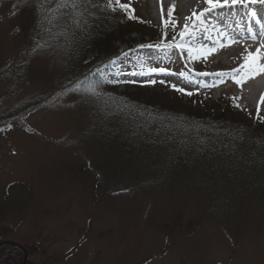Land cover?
Here are the masks:
<instances>
[{
  "label": "rangeland",
  "instance_id": "1",
  "mask_svg": "<svg viewBox=\"0 0 264 264\" xmlns=\"http://www.w3.org/2000/svg\"><path fill=\"white\" fill-rule=\"evenodd\" d=\"M55 1L0 0V264H264V88L99 67L166 43L184 0H99L111 30Z\"/></svg>",
  "mask_w": 264,
  "mask_h": 264
},
{
  "label": "bare ground",
  "instance_id": "2",
  "mask_svg": "<svg viewBox=\"0 0 264 264\" xmlns=\"http://www.w3.org/2000/svg\"><path fill=\"white\" fill-rule=\"evenodd\" d=\"M262 2H264V0H184L181 5L185 6L184 8H186L187 14L190 15L189 17H192L190 19V22L194 21L197 18H200L201 24L194 29L193 34L190 35L185 40V43L180 45L179 48L180 54L185 56L187 59H189L188 57H192V56L194 57L210 56L211 54L217 52L219 46L223 48L222 52L229 54L233 58L234 57L236 58L240 53H243L245 51L246 47L253 46L252 43H254L253 42L254 38L246 35L247 33L252 32L255 29H261L260 30L261 32L264 31L263 28H260V24L264 23V15L259 13L257 15V13H254V15H252L254 16V18L252 17L247 18V16L243 15L242 12L239 11V9L240 7L243 6L247 8L249 5L262 4ZM190 4L192 7L188 8V5ZM155 11H157V9H155ZM194 12H196L197 14H195ZM155 16L158 17L159 15L155 13ZM208 16L211 17L213 16L212 19L214 21L213 20L212 21L214 23H212L211 21L206 22ZM219 19L224 21V24L222 26H221V22L218 21ZM156 20L159 19L157 18ZM185 28H186L185 24H182L180 26L181 31H184ZM206 34L207 36H205ZM217 35H221V36H217ZM216 36H217L216 40L212 39ZM255 36H257V33ZM258 37L255 39L256 42H259L261 40ZM139 51L142 52L143 49H140ZM139 51L137 50L136 52ZM125 56L128 55L127 54L120 55V57L118 58L122 59ZM223 58H225V56H223ZM258 65H259V60L255 61V63L252 64L251 68H249L248 70L242 71L240 75H238L235 79L236 82L246 83L247 85L251 86V90H252L251 98L254 95L253 93H256L257 95V93H259L260 90L264 88V80L262 79L253 80L252 76L250 80V72L252 74H254L255 72L257 73L260 72V68ZM178 70L181 71V69ZM262 70L264 71V63L262 66ZM223 75L224 74L220 76ZM219 77L218 78H216V76L209 77V79L211 80L208 81V83H211L212 85L219 84V82L223 79ZM182 78L183 76L177 77V79H182ZM137 79H141V78H137ZM200 80L201 78L192 77L191 83L193 85L208 84V83H199ZM256 102L260 103L261 100ZM262 104L264 108V101Z\"/></svg>",
  "mask_w": 264,
  "mask_h": 264
},
{
  "label": "trees",
  "instance_id": "3",
  "mask_svg": "<svg viewBox=\"0 0 264 264\" xmlns=\"http://www.w3.org/2000/svg\"><path fill=\"white\" fill-rule=\"evenodd\" d=\"M72 1H74L73 2V7L71 8V9H69V6H68V8L65 10L66 12H69V11H73L74 12V14H75V11L77 10V9H79V10H81L82 9V7L81 6H83V8H84V10L86 11V14H88L91 18H89V17H86L85 18V20H83V21H80L79 20V22L80 23H82V22H85V23H87V22H89V23H87V24H90V22H96L97 24H96V28H101V22H102V20L103 19H101V18H99L97 15V19H98V22L96 21V18H95V14L97 13V12H100V15H101V17L102 18H104V16L106 15V19H108V22H110V25H109V27H107V25H106V27H105V29L107 30H111V29H115L116 27L114 26V25H112V23H111V21H110V18H109V15L107 16V11H106V9L105 8H103V7H101V6H95L94 4H92V3H90L91 2V0H87V1H85V0H72ZM61 2H62V0H58V2L57 3H55L56 5H59V4H61ZM54 4V3H53ZM54 4V5H55ZM77 12H78V10H77ZM79 13V12H78ZM74 21V20H73ZM91 25V24H90ZM92 26H94V25H92ZM102 29V28H101ZM118 32H119V30L118 31H116V33L115 34H118ZM102 33V32H101ZM113 32H109V33H106L105 32V30H103V36H105L104 38H102L101 40H99V39H94L93 37L91 38L92 40H88L87 41V43H89V42H95L94 44H93V47L95 46V47H98V46H100L101 44H104V42L106 41V42H110L111 43V40H114V37H112L113 35H115V34H112ZM102 36V37H103ZM97 41V42H96ZM98 44H100V45H98ZM91 45V44H90ZM113 50H115L116 51V49H113ZM114 54V53H113ZM110 55H112V53L110 54ZM129 121V120H128ZM137 123V125L139 124V122H136ZM133 127V125L132 126H130L129 127V130H130V133L133 131L131 128ZM139 127V126H138ZM132 130V131H131ZM140 135V134H139ZM138 135V136H139ZM224 144H226V143H224ZM255 145H261V146H263L262 144H257V142H255L254 143Z\"/></svg>",
  "mask_w": 264,
  "mask_h": 264
},
{
  "label": "flooded vegetation",
  "instance_id": "4",
  "mask_svg": "<svg viewBox=\"0 0 264 264\" xmlns=\"http://www.w3.org/2000/svg\"><path fill=\"white\" fill-rule=\"evenodd\" d=\"M1 250H3V248H1L0 251H1ZM13 259H15V258H14V255H13ZM13 262H15V261L13 260Z\"/></svg>",
  "mask_w": 264,
  "mask_h": 264
}]
</instances>
